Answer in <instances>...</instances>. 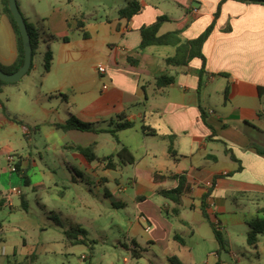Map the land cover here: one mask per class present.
<instances>
[{
	"label": "crops",
	"instance_id": "crops-1",
	"mask_svg": "<svg viewBox=\"0 0 264 264\" xmlns=\"http://www.w3.org/2000/svg\"><path fill=\"white\" fill-rule=\"evenodd\" d=\"M120 1L115 7L98 1L92 15L76 6L75 0H18L25 18L40 26L45 36L52 33L64 37L70 31L74 36L68 41L44 40L36 64L33 57V69L21 81L5 85L0 91V213L6 208L10 210L8 217L25 212L20 223L26 226L33 207L23 186L30 187L49 220L45 228L38 230L57 229L54 232L58 236L48 235L35 243L25 233L22 243L26 247L34 243L46 255L68 259L80 247L81 258L93 261L97 253L93 242L74 243L66 235L71 228H86L75 219L62 220L57 213L62 207L80 209V198L59 189L57 184L54 187L59 190L52 189L44 180L54 175L43 168L48 164L36 137L42 126H48L47 139L59 135L66 142L58 146L45 142L46 155L60 147L66 162L68 151H77L69 146L76 144L96 143L99 158L114 156L122 146L135 156L133 163H122L117 156L108 160L110 165L100 159L93 161L107 173L100 182H109L111 176L119 183L122 197L109 189L106 195L114 207L127 213L118 224L120 230H127L125 240L110 243L97 264H172V258L183 264H243L247 260L264 264V233L255 245L247 241L250 223L264 219L260 210L264 208V4L139 0L141 10L129 19L119 14L120 7L129 0ZM160 15L167 19L159 34L180 31L183 42L199 37L214 23L202 47L204 73L203 60L188 59L186 53L180 63H166L168 57L177 55V46L140 48L141 29L152 25ZM81 21L84 26L79 25ZM48 48L53 52V61L46 72L44 55ZM17 56V37L6 5L0 0V61L12 65ZM93 62L95 66L103 64L106 72H93ZM165 75L173 81L159 85L158 78ZM59 100L66 101V112ZM3 103L22 122L9 118ZM89 112L96 127L108 131H65L56 126ZM124 121L135 125L117 131V137L109 132ZM143 125L155 129L156 134L145 133ZM109 148L110 153L100 155ZM9 154L19 159V177L11 170ZM128 164L134 167L129 179L133 192L121 188L119 178L112 175ZM31 167L41 171L40 180L32 182L27 177L26 170ZM171 175L187 178L179 214L174 212L176 203L159 193L178 186V179ZM12 187H19L21 194H12ZM23 196L29 203L28 210L22 207ZM9 220L0 215V264L25 263L37 250L20 261L14 247L11 253L15 258L10 257L5 237ZM212 224H217L227 238L225 249L220 248ZM18 225L20 230L28 229ZM202 240L208 245L204 251ZM236 247L241 250L237 252ZM223 251L234 262L223 259ZM38 259L39 254L35 264Z\"/></svg>",
	"mask_w": 264,
	"mask_h": 264
},
{
	"label": "rangeland",
	"instance_id": "rangeland-1",
	"mask_svg": "<svg viewBox=\"0 0 264 264\" xmlns=\"http://www.w3.org/2000/svg\"><path fill=\"white\" fill-rule=\"evenodd\" d=\"M98 1L106 2L110 7H115L116 2H119V4L121 2L120 0H75V3L76 6H80L82 10L90 14L92 13L93 15V13L96 12L94 6ZM97 13L104 14L103 11H98ZM68 36H74V33L70 31ZM55 52L57 54V49H55ZM40 55L41 54L38 53L37 56H35L34 64L37 63ZM96 66L93 62V72L94 70L98 69V65ZM63 95L64 94H62V97L64 98ZM59 103L62 104V107L64 106L63 111L66 112V101L59 100ZM90 116H92V113L89 112L85 115L79 116L78 118H80V120H83L84 122L94 123V117H91L90 119ZM48 133L49 127L42 126L41 133H39L36 137L39 141L38 145H43L40 148V151L45 154V162L46 164H48L47 167L44 166L43 168L49 174L53 173L54 175V178H44V180L47 185L52 187V189H64L68 193H71L72 196L79 197L81 200L80 209L67 210L63 209L62 207L57 213L64 221H67L66 217H69L81 222V225L88 230L90 236L93 238V246H96L97 253L93 255V261L90 263L87 260H83L79 255V250L81 249L80 247L78 248V255L76 254L70 259H68V257L64 255H60L58 257L53 255H46L45 253H42V250L37 249V246L34 245V243L26 247L22 243V238L23 236H25V233H27L31 241L35 243L41 242L42 239L48 235L58 236V234L54 232V230L58 232L57 229H50L47 232L42 229L38 230L40 228H45L47 223H49V220L45 212L42 211V209L37 205V197L35 196L34 191L28 186H23V189L27 193H29L30 204L33 207V211L31 212L32 214H29L28 221H26V226H23L20 223V221H22L23 219L21 217L25 216V212H21L16 216L9 215L10 217H8L10 210L6 208L3 209V211L0 213L1 218L5 220H8V218H10V220L7 222L10 228L8 229L9 231H6L5 233V237L8 239V244H6V247L8 249V252H10L9 254L12 259H14L15 257L12 256L11 252L14 250V247H16L19 252L18 257L16 258H18L20 261L25 260V254H30L37 250L36 252L39 254L37 264H97L99 261H101V252L106 249V247L110 243L116 242V240L118 239L124 241L127 234L126 228H124V230H120L118 228L120 220L123 217L127 216L126 210H124L123 208L114 207L112 201L106 195V191L107 189H109L117 196L122 197L123 195L121 196V193L118 192L119 183H117L116 180H113L111 176L109 182L105 181L104 183V181H102V183H100L101 178L107 176L105 168H98V166H95L96 163L88 162L84 159V156L79 151H68L67 162L62 155V150L60 147H55L54 150L48 151V155H46L45 142H52L53 144L55 142L57 146L66 142L63 141V139L59 135H56L51 139H47L46 135ZM124 140L126 141V139ZM110 152L111 148L105 150V153H101L100 155L103 156L104 154H108ZM48 168L51 170V172ZM121 169L122 170H120V172L115 171L112 175L119 178L121 188H125L126 190L133 192L135 189L133 185L129 183V179L133 176L134 167L128 164L127 166H121ZM26 175L32 180V182H36L42 178L41 171L36 170L33 167L26 170ZM16 176L19 177L18 173H16ZM55 184L58 185L59 189L54 187ZM12 189L13 188H11V193L13 194L15 192H13ZM45 189L48 188L46 187ZM163 213L165 214L167 212L163 210ZM18 224H20L22 228L27 227L28 229L20 230ZM13 226L18 227L17 230H13ZM104 239L108 240L107 244H105V242L103 241ZM238 245H241V243H239ZM200 247L202 251L206 250L208 248L207 242L202 240ZM239 250H241V248L236 247V251L238 252ZM1 252H3V246H0V255ZM222 255V258L227 259L228 262H234L232 258H230L227 254V251H223ZM243 264H251V262L247 260Z\"/></svg>",
	"mask_w": 264,
	"mask_h": 264
},
{
	"label": "trees",
	"instance_id": "trees-1",
	"mask_svg": "<svg viewBox=\"0 0 264 264\" xmlns=\"http://www.w3.org/2000/svg\"><path fill=\"white\" fill-rule=\"evenodd\" d=\"M2 1L6 5V10L10 16V19H11L16 37H17L18 56H17V60L12 65H5V64L1 63V61H0V67L7 73H13V72L17 71L24 63V56H25L24 55V45H23L22 35H21L20 30H19V27H18L16 20L14 19L12 12L9 8L8 0H2ZM239 1L255 2V3L264 4V0H239ZM141 8H142V5L139 2V0H129L127 4L120 7L119 14L122 17H126V18L130 19L135 14H137L141 10ZM219 12H220V7L218 8V11L215 13V18L219 15ZM166 19H167L166 16L160 15L158 17L157 21L154 22L152 25L145 26L141 29L142 40H141L140 48L143 50V49L147 48L148 46H152V45H174V46H177V55H175L173 57H168L166 59V63H180V61H179L180 57L182 56L183 53H186L188 59H191L194 57H199L203 60L202 73H204L206 59H205V56L202 52V47H203V44L205 43V41L208 39L209 35L211 34L213 27H214V23H212L205 30V32L203 34H201L199 37L192 39V40H188L186 42H183L181 37H180V31H172V32H168V33L163 34V35L159 34L160 26L163 23V21ZM25 20H26V23H27V26H28V29H29V32L31 35V45H32L33 57H35L39 53L40 45L44 40L52 41V40L61 39L63 41H68L70 39L69 36L59 37L55 34H50V35L45 36V33L43 32V29L40 26H36V25L31 24L26 18H25ZM79 25L84 26L82 21L79 23ZM84 35L87 36L88 33L86 31H84ZM52 61H53V52L50 48H48L45 52V55H44V69L46 72H48L51 69ZM33 67H34V65L32 63L30 71L33 69ZM172 81H173V79L171 77L166 76V75L158 78V84L159 85H164V84L170 83ZM16 83H9V82H5V81L0 79V91H2L3 86L9 85V84H16ZM226 92H228V90H226ZM64 98H66V95H64ZM3 111L5 112V114L9 118H12L16 121L22 122L21 120H19L16 116L12 115L7 110V107L5 106L4 103H3ZM202 114H203V119L206 121L205 113L203 112ZM134 125H135V122H133V121H124L122 123H118L116 125L115 129H112L109 132H112L116 136L117 131L131 128ZM56 126H58L59 128L65 130V131L71 130V129H78V130H82V131H93V132L108 131L105 129L97 128L95 123L81 121L80 119H78L75 116H72L71 118H69L64 124H56ZM142 128H143L144 132L147 134H156V130L147 126V125H143ZM96 146H97L96 143H92V144L87 145V146L76 144V145H70L69 147L79 151L81 154H83L85 156V158L89 162H93L96 159H100L102 161H107V165H110L109 164L110 162H108V160L112 159L114 156H117L122 163H133L135 161V156L133 155V153L131 152V150L127 146H122L121 149L118 151V153L115 154L114 156L109 155V156H105L102 158H99L97 156ZM171 151L174 154L173 148H171ZM227 152H228V150H227ZM19 170H20V168H19ZM170 177L178 179V182H179L178 186L170 188V189H161V190H159V193L162 196H164L165 198H168V199H170L176 203L177 207H176L174 212H175V214H179L180 213V207L179 206L181 204L182 195L187 189V185H186L187 184V178L184 175H171ZM100 183H102V181ZM205 197H206V195H205ZM22 200H23L22 201L23 209L28 210V208H29L28 201L26 200V198L24 196L22 197ZM260 210H261V212L262 211L264 212V208L260 209ZM203 212L205 215H207L205 205H203ZM212 226L214 228L215 236L219 242L220 248L225 249L226 246L228 245L227 238L224 236V233L218 228L217 224H212ZM250 226H251V230L248 234L247 241L250 245H255L258 242L259 235L264 233V219L258 218L256 220L252 221L250 223ZM66 235L68 238L73 240L74 243H83V244H91L92 242L94 243V241H92L88 237L87 230L83 229V228H71L69 230H66ZM177 238H179L181 240V242H184V240L181 239L180 237L177 236ZM135 256L139 257L138 254H135ZM37 258H38V254L33 253L32 255H30L28 257V259L25 263H21V264H35ZM171 262H172V264H183L178 258H172Z\"/></svg>",
	"mask_w": 264,
	"mask_h": 264
},
{
	"label": "water",
	"instance_id": "water-1",
	"mask_svg": "<svg viewBox=\"0 0 264 264\" xmlns=\"http://www.w3.org/2000/svg\"><path fill=\"white\" fill-rule=\"evenodd\" d=\"M8 5L21 32L25 56L23 65L13 73H7L0 67V79L5 82L16 83L21 81L23 77L29 73L33 63V54L31 35L25 20V16L19 6L18 0H8Z\"/></svg>",
	"mask_w": 264,
	"mask_h": 264
},
{
	"label": "built area",
	"instance_id": "built-area-1",
	"mask_svg": "<svg viewBox=\"0 0 264 264\" xmlns=\"http://www.w3.org/2000/svg\"><path fill=\"white\" fill-rule=\"evenodd\" d=\"M193 11L196 13L198 12V9L195 8L193 9ZM98 70L100 73H105L106 72V67L103 65V64H99L98 65ZM104 88H107V85H104ZM8 161H9V164H10V167H11V170L13 172H17L19 171V166H18V158L15 154H9L8 157H7ZM12 191L15 192V193H21V190L16 187H12ZM147 229L149 230L150 227H147Z\"/></svg>",
	"mask_w": 264,
	"mask_h": 264
}]
</instances>
